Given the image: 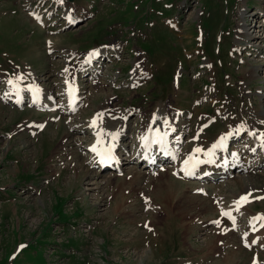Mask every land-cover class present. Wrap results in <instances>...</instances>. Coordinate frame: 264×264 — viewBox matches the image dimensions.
<instances>
[{
    "label": "rangeland",
    "instance_id": "1",
    "mask_svg": "<svg viewBox=\"0 0 264 264\" xmlns=\"http://www.w3.org/2000/svg\"><path fill=\"white\" fill-rule=\"evenodd\" d=\"M58 1L0 0V72L29 65L45 87L53 86L59 91L61 77L57 72L63 63L57 50L76 48L81 54L87 48L108 43L114 37L119 39L120 57L106 60L104 65L96 63L103 66L100 78L105 85L89 84L86 80L80 83L82 99L87 105L76 115V120L109 102L118 108L130 105V109H125L127 112L132 110L131 114L133 110L141 113L142 117L136 112L129 115L130 120L127 118L135 128L148 121L154 112L167 111H160L157 105L161 110L165 105L172 110L180 108L183 114L179 115L181 122L176 126V132H181L184 138L180 149L188 145L189 134L201 127L204 115H212L218 103L221 109L236 111L241 121L244 120V108L253 109V113L262 108L264 40H257L252 45L241 44L244 46L242 63H237L235 57L231 59L227 49L235 40L238 21L245 20L248 35L264 37V27L258 22L257 14L259 10L264 11V0H164L171 3L168 8L162 7L160 0H73L87 12L85 18L73 25H67L61 18L62 8L56 5ZM224 3H227L226 12ZM30 9L43 16L44 26H37L29 19L26 12ZM163 9L166 16H160L156 11ZM252 10H256L257 20L250 27ZM166 17H172L170 22L176 19L180 33L165 28L168 24L164 20ZM198 17L199 26L208 35L205 51L201 48L207 56L203 58L200 54L190 53L187 58L183 48L182 54L179 50L186 47L191 51L195 47L191 37ZM220 25L224 30L230 28L222 35L225 40L223 43L222 39L219 40L218 51L214 52L217 43L213 38ZM108 27L113 30L109 31ZM132 29L144 31L145 38H136L134 34L140 35V32ZM46 37L50 40L49 47L56 49L50 54L43 42ZM137 45L146 53L142 54ZM175 47L179 49L177 52ZM79 58L75 57L74 61ZM209 61L212 71L215 69L214 76L208 72ZM167 62L172 63L171 68ZM132 63L140 70L142 65L145 70L146 65L150 69V63L153 68H158L137 88L120 85ZM177 63L183 64L178 91L170 85L171 72ZM115 75L119 81L116 88L113 87ZM211 77L219 94L217 100L215 91L207 93L203 86ZM199 92L202 97L195 99ZM204 97L214 98L215 103L204 102ZM58 99L63 101L61 95ZM240 106L244 108L237 109ZM155 107L158 108L154 110ZM112 108L109 109L112 114L118 112ZM123 111L124 108L119 112ZM59 114L54 115L58 117ZM28 119L47 120L35 138L27 131L14 130V124ZM66 119L61 115L60 121L50 122L48 114L16 110L0 102V264H176L178 256L191 263L197 261L196 264H247L249 253L241 248L236 235L224 236L221 231L225 221H219L220 232L216 235L215 228L204 223L210 217H216V199L212 196L215 186H219L220 200L225 204H229L231 198L240 193L238 191L248 187L254 194L264 195L263 169L256 173L236 174L241 177L243 186L235 182V177L218 185L210 184L208 196L192 194L189 190L196 183L175 180L168 172L157 177L146 176L140 172L145 169L143 163L136 159L134 162L139 171L127 163L121 176L107 171L98 173L94 168H87L84 163L87 156L84 158L85 154L81 156L78 152L82 151L75 149L74 142L79 147L78 138L72 140L76 135L88 142L90 135L82 130L74 134V127L69 128ZM112 119L114 116L109 118ZM228 120L217 116L215 125L203 130L206 139L220 132ZM134 132V129L128 132L127 143H134ZM8 133H11L9 139L6 138ZM244 139L241 134L236 142L242 145ZM125 160L131 162L132 158ZM176 160L172 158L167 164ZM251 164H247V168ZM141 196L150 197L151 209H142ZM259 200L261 202L240 211L243 221L248 212H264V199ZM73 211L76 215L72 214ZM144 222L154 227L152 233L141 227ZM257 257L264 261V251L258 252Z\"/></svg>",
    "mask_w": 264,
    "mask_h": 264
},
{
    "label": "bare ground",
    "instance_id": "2",
    "mask_svg": "<svg viewBox=\"0 0 264 264\" xmlns=\"http://www.w3.org/2000/svg\"><path fill=\"white\" fill-rule=\"evenodd\" d=\"M255 13H257V12L255 11L254 14ZM259 13H257V14H259ZM68 20L70 23L72 20L71 17H69ZM247 36H248V39L253 41V42H256L257 40H259L261 42L264 39V37L258 36L256 34H249L248 35V33H247ZM96 50L97 49H95L94 51L92 50L91 53L88 54V57L92 58L93 54L95 53ZM86 71H87V68H86ZM252 72H254V71H252ZM75 73H73V75H71V76L73 77L75 75ZM61 74L65 75L66 71L62 70ZM7 80L12 82V85L10 86L11 89H9V91H11L12 89H14L15 86H17L18 77L13 76L10 79L8 78ZM31 82L35 83L36 82L35 78ZM19 87L22 88L21 86H17V90L19 89ZM80 91H81V89H80ZM55 96H57V93L55 94ZM260 97L262 99L260 102L262 108L254 111V113H253L254 122H252L251 124L245 125V121L244 120L241 121V118H238L236 116V118H235L236 124H232V125L225 127L222 132L215 134L209 142L204 141L203 138L200 136H194L193 138H191L190 146H188L184 150H178V147H179L178 144L168 146L167 147L168 150H171L168 152V154L170 156L169 158L168 157L162 158L159 154L160 152H156V148H153L152 151L149 150L150 146L147 145V139H148L149 133L154 132V131L161 132L165 137H168L172 133V130H175V121L179 118L177 112H175V111L154 112L152 114V116L150 117V119L148 121H146L147 123L142 122L137 128H133V126L130 125V123H131V121H129L130 118H129V120H125V121L122 120V116L127 114L126 109H124V111L118 115V119L114 118L111 121L107 117L106 112L103 110V108H105V107L101 106V107H96L93 110L94 113L89 115V117L86 119V121H85L86 125H84L83 128L87 127L88 130H92L93 127H102L103 128V141L109 142L111 144H117L116 157H117V159H119V161H115V162H120V165H122L124 163V162H121L122 160H120V159H127L128 157L130 159L135 158L133 156L132 148L141 142H144L146 144V148L144 150H141V151H143V152H141V154L146 153L148 157H150L152 159H156V160H162V162H166V163L168 162V160H170L172 158L173 159L176 158L175 153H179L181 155V157H183L187 152H189L195 148L199 147L200 149H204L205 151H203V152L200 151L201 159L198 161H195V163H194V167H196V168L202 167L201 172L198 173L201 175L200 176V180H201L204 178V175H205L204 173L207 171L208 168H214L218 164H220V168L223 169L224 172L225 171L231 172V170H235V169L236 170L239 169V171L257 170V169L264 167V156H263V154H258L257 152H254V153L250 152L251 150L255 149V146L261 147L263 142H264V125L261 126L262 128L255 127L256 123H258L259 121L262 124H264V94H262ZM74 105L76 106L77 102H75L73 104L69 103L68 102V96H66V99L64 101V105L62 106L61 109H62V111H66L69 107L73 108ZM111 110H113V108ZM116 111H118V110H116ZM115 113H117V112H115ZM115 113H113V115ZM140 115H141L140 117H142V114H140ZM93 116L97 117V121H96L95 126L90 125L91 117H93ZM167 121H168V123H166ZM102 124H103V126H102ZM123 124H126L125 129L121 130V127L123 126ZM131 129H134V131H135L134 132L135 138H134V143L129 144V143H127L126 139L128 137V134H129L128 132ZM241 131H245V134H247L246 139H248V143L245 146V148H247L248 151L245 149H242V152H246L243 154L242 158L239 157V152L236 149H230L229 151H225V149H224V147H225L224 139H226V137L228 135L238 134ZM195 137H197V138L194 139ZM92 138H93V136H91L90 143L88 142L86 145L79 143L78 144L79 147L80 146H86L85 149L88 152V148L90 147V145L92 143ZM214 139H216V140H214ZM227 143H228V141H227ZM217 147H219V151H215L213 149V148H217ZM82 154H85V153H82ZM123 154H125V157L121 158V156ZM248 155L250 156V158L248 157ZM86 156H87L86 161L89 162V164L92 167L96 166L97 168H101V170H102L103 165H99L96 163L97 162L96 157H94L91 154H87ZM138 156H140L139 152H138ZM137 160L140 161L139 158H137ZM250 162H252V164L250 167L247 168L246 165L249 164ZM113 164H114V162L111 165H113ZM148 165L149 164L147 163V161L143 162V164H142V166H144V168H147ZM122 167H121V169H122ZM233 177H235L234 178L236 180L235 182H238V183L242 184V186H243L241 177H239V176L238 177L233 176ZM239 194H243V193L240 192L237 194V196ZM263 228H264V226H263Z\"/></svg>",
    "mask_w": 264,
    "mask_h": 264
},
{
    "label": "snow or ice",
    "instance_id": "3",
    "mask_svg": "<svg viewBox=\"0 0 264 264\" xmlns=\"http://www.w3.org/2000/svg\"><path fill=\"white\" fill-rule=\"evenodd\" d=\"M95 123V121L93 122V124ZM196 151H199V149H197ZM188 163V161H185V164H187ZM187 174H190V173H187ZM241 200H244V201H246L247 200V198L246 197H241ZM146 203H147V201H146ZM147 210V209H146ZM225 215H228L227 213H225ZM258 219H264V217H259ZM214 223H216L217 224V226H219V221H214ZM145 227H148V225L147 224H145ZM149 230H151L150 228H149Z\"/></svg>",
    "mask_w": 264,
    "mask_h": 264
}]
</instances>
